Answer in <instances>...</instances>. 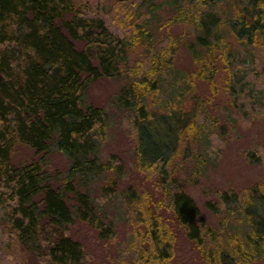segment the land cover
<instances>
[{"label": "trees", "instance_id": "trees-1", "mask_svg": "<svg viewBox=\"0 0 264 264\" xmlns=\"http://www.w3.org/2000/svg\"><path fill=\"white\" fill-rule=\"evenodd\" d=\"M103 2L0 0V264H84L85 249L70 227L84 222L99 239L112 240L120 209L138 227V264H170L173 223L207 264L262 259L264 179L244 190L216 188L204 203L218 217L211 225L177 181L174 162L190 154L200 175L228 121L264 119V0ZM183 23L191 27L184 45L197 66L190 77L173 61L182 40L159 35ZM232 37L245 48L244 60ZM137 45L144 52L131 63ZM221 70L228 98L222 124L194 81H206L213 95ZM102 77L121 81L110 106L126 119L136 167L157 178L161 199L133 185L119 189L123 160L101 157L112 115L89 100V87ZM19 146L35 158L14 163ZM55 152L68 160L65 170L50 169ZM245 155L264 162V147ZM108 173L115 179L96 188Z\"/></svg>", "mask_w": 264, "mask_h": 264}, {"label": "rangeland", "instance_id": "rangeland-1", "mask_svg": "<svg viewBox=\"0 0 264 264\" xmlns=\"http://www.w3.org/2000/svg\"><path fill=\"white\" fill-rule=\"evenodd\" d=\"M114 0H104L103 5L108 6ZM163 20L169 16V12L162 14ZM170 34L182 40V45L174 54L175 66L183 71L187 76H191L196 70V63L193 61L187 46L184 43L190 36L191 27L188 23L173 24L166 30L162 28L159 35ZM232 49L239 59L247 56L245 48L235 41L232 37ZM144 52V47L137 45L135 50L130 51L131 63L138 57L139 53ZM224 71H219L216 76V83L219 90L210 95L209 84L206 81L195 79L196 92L199 96L207 99L210 97L211 112L218 117L219 123H225L224 113L228 98L221 89ZM121 81L118 78L102 77L89 87V100L94 104L105 107L112 115V123L109 128L108 137L102 143L101 157L109 158L111 154L118 155L124 163L125 174L117 179V187L124 189L128 185H133L141 194H149L151 199H161V194L157 190L156 177L152 174L142 173L138 170L134 157V139L127 130L126 119L122 114L114 112L110 103L117 93ZM166 91V90H165ZM165 91L155 97L158 104L165 100ZM235 117V114H234ZM230 123V121H228ZM228 123V130L223 132V137L215 141L211 149V164L200 175L193 174V162L190 154L175 158V175L177 181L181 183L189 194L195 199L201 213L211 225H215L218 217L206 209L205 200L212 196L216 188L226 189L232 187L237 190H244L253 183L264 179V162H252L246 158L245 153L256 150L260 153L264 147V119L262 116H255L247 120L239 119L236 124ZM180 149L183 151L184 146ZM196 149V148H194ZM214 151V153L212 152ZM215 151L218 155H215ZM14 163H22L35 158L33 151L27 146H19L12 153ZM51 170H65L68 160L60 152H55L49 157ZM116 175L108 173L105 181H99L96 188H100L109 178L115 179ZM148 200V198H147ZM152 201V200H148ZM150 205V204H149ZM163 216L168 215L169 211L162 207L159 208ZM117 215V235L114 239L106 241L97 236L96 231L84 222H76L70 227L71 236L81 242L86 252V262L84 264H138L135 250L138 248L139 236L134 225L135 221L131 215H126L124 209H120ZM136 224V223H135ZM176 230L175 253L169 262L170 264H207L198 252L184 237L183 231L173 223ZM140 226V225H139ZM136 236L134 238V234ZM134 238V239H133ZM251 264H264V257Z\"/></svg>", "mask_w": 264, "mask_h": 264}]
</instances>
